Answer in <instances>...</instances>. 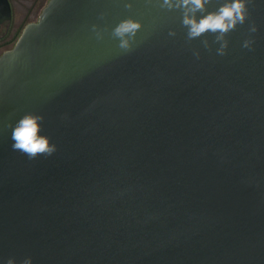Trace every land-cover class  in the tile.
Wrapping results in <instances>:
<instances>
[{
  "label": "water",
  "instance_id": "1",
  "mask_svg": "<svg viewBox=\"0 0 264 264\" xmlns=\"http://www.w3.org/2000/svg\"><path fill=\"white\" fill-rule=\"evenodd\" d=\"M248 8L220 56L158 0L46 2L0 54V264H264V0ZM26 113L52 156L12 150Z\"/></svg>",
  "mask_w": 264,
  "mask_h": 264
},
{
  "label": "clouds",
  "instance_id": "2",
  "mask_svg": "<svg viewBox=\"0 0 264 264\" xmlns=\"http://www.w3.org/2000/svg\"><path fill=\"white\" fill-rule=\"evenodd\" d=\"M150 2V0H149ZM161 9L178 11L181 18V26L186 30V41L201 39L202 46L211 50L212 44H218L216 53L220 56L227 54L229 41L227 36L234 31L238 25H243L248 20L250 0H158ZM216 6L210 10V6ZM125 8L131 9L132 4L126 3ZM101 19L104 18L102 13ZM143 25L140 20L132 17L121 20L111 30V37L118 41V49L128 54L135 50L137 45V35ZM255 23L249 27L250 33L257 31ZM92 31L97 40L104 39L105 30H99L97 25H92ZM170 36H175V31L169 32ZM214 39L210 44L207 36ZM254 40L245 39L242 47L252 50ZM199 59V51L193 52ZM44 117L40 114L26 113L15 125H9L12 129L11 147L13 151H19L26 155L29 160L37 157H50L57 151V146L50 143V138L41 134ZM6 264H16L14 258H9ZM21 264H32V259L26 258Z\"/></svg>",
  "mask_w": 264,
  "mask_h": 264
},
{
  "label": "flooded vegetation",
  "instance_id": "3",
  "mask_svg": "<svg viewBox=\"0 0 264 264\" xmlns=\"http://www.w3.org/2000/svg\"><path fill=\"white\" fill-rule=\"evenodd\" d=\"M43 1L44 0H6L10 15L8 18L3 19L5 4L0 1V49L5 48L11 41V19L14 14H16V12L20 15L24 13L25 15L29 14L35 11L39 5H42Z\"/></svg>",
  "mask_w": 264,
  "mask_h": 264
},
{
  "label": "rangeland",
  "instance_id": "4",
  "mask_svg": "<svg viewBox=\"0 0 264 264\" xmlns=\"http://www.w3.org/2000/svg\"><path fill=\"white\" fill-rule=\"evenodd\" d=\"M48 0H44L42 5H39L35 11H32L29 14H19L18 12H16V14H14V16L11 19V41L10 43L5 47V48H1L0 49V53H2L4 50H8L10 49L15 41L17 40L18 36L20 35V33L22 32L24 26L28 23V22H32V21H36L42 8L44 7V5L46 4Z\"/></svg>",
  "mask_w": 264,
  "mask_h": 264
}]
</instances>
